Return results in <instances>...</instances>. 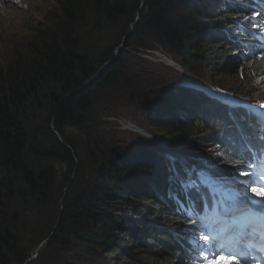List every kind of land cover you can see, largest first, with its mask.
Segmentation results:
<instances>
[{
	"label": "trees",
	"instance_id": "1",
	"mask_svg": "<svg viewBox=\"0 0 264 264\" xmlns=\"http://www.w3.org/2000/svg\"><path fill=\"white\" fill-rule=\"evenodd\" d=\"M251 1L56 0L54 9L47 14L48 21L36 23L23 50L4 64L0 63V264H24L46 241L35 260L27 264L37 263L46 252L63 253L73 239L85 247L111 248L112 253L117 250L126 253L129 246L137 245L146 249L147 264L155 256L164 264H180L183 243L175 236L174 229L192 226L181 214L192 210L197 202L194 206L183 202L185 191L190 188L185 190L182 186L184 173L179 167H175L179 175H171L169 170L154 166L138 148L108 150L93 134L87 133L84 151L87 159L96 164L97 181L88 189L79 190L69 203L65 201L67 196L59 191L56 171L45 162L64 164L67 176L63 187L67 191L77 188L71 180L79 172L80 153L76 138L67 130L82 129L90 121L93 109H98L97 101L94 103L95 91L108 92L125 78L120 73L122 52L95 81L86 87L84 84L113 60L123 41L126 49L151 50L153 45H158L175 53L182 39L168 20L173 4L195 19L204 20L203 24L193 22L192 33L186 40L203 37L206 47H212L218 40L228 51L246 50L248 74L264 76V53L242 44L240 39L245 36H241L242 25L236 22ZM222 8L236 17L226 18V28L212 35L218 30L217 25H210L211 16ZM132 27L133 33L125 39ZM192 59L200 58L192 56ZM182 62L179 64L185 68ZM194 90L198 94L196 98L210 100L203 90L196 87ZM180 93L172 88L164 98L150 100L144 96L141 106L147 111L150 126L160 129L165 138L172 139L170 146L186 156L201 159L207 155V143L211 150L226 147L227 142L220 141L219 133L217 139L196 138L199 145L193 142L194 126H188L189 118L193 117L197 123L207 118V114L198 104L184 105ZM238 99L248 102L245 98ZM96 113L97 118L106 116L100 110ZM209 120L217 121V118L210 116ZM241 122L246 126V121ZM243 130L248 143L264 145V131L259 132L256 127ZM229 136L236 145L242 144L235 133ZM159 139L168 142L162 137ZM187 143L188 146L195 144V148L177 147ZM245 147L243 155L232 151L229 155L222 152L219 157L210 156L214 169L204 175H223L227 168L235 172L249 171L247 160L251 150ZM132 194H140L146 203L154 206L153 209L149 205L142 207L148 211L147 219L160 215L162 208L173 211L175 216L169 227L156 224L153 234L150 230L145 234L135 228L129 238H120L118 243L114 233L128 231L129 222L115 213ZM58 202H62L60 209ZM98 225L108 227L107 234L97 232Z\"/></svg>",
	"mask_w": 264,
	"mask_h": 264
},
{
	"label": "rangeland",
	"instance_id": "2",
	"mask_svg": "<svg viewBox=\"0 0 264 264\" xmlns=\"http://www.w3.org/2000/svg\"><path fill=\"white\" fill-rule=\"evenodd\" d=\"M55 3L56 0H0V63L4 64L12 59L17 51L23 50L31 29L36 23L48 21L47 14L54 9ZM171 8L168 20L171 22L174 32L182 39L181 46L175 53H171L167 48L158 45H153L151 50H133L123 47V51H120L122 52L120 73L125 78L117 81L113 89L108 92L95 91L94 103L97 101L95 104L98 109H93L89 117L90 121L82 129L69 128L67 130L70 135L76 138L80 153L79 172L71 180L72 186L77 188L67 191L63 187L64 179L67 176V169L64 164L45 162L56 171L59 191L61 190L67 196L66 202L70 203L79 190L88 189L97 181L96 164L87 159L84 151L87 133L93 134L98 140L97 142H101L102 146L108 150L126 151L131 146L138 148L139 152L146 155L154 166L158 169L169 170L171 175H179L175 167L182 170L181 166H183L184 171L191 166V176L183 172L184 176L181 182L184 188H188V186L190 188L187 195H184V203H191V195L197 192L198 198H202L205 193H208L213 198L219 199L220 195L234 191L248 197L251 195L250 187L252 185L250 186V182L247 183L250 181V175L246 172H235L227 168L224 169L223 175L216 177L207 176L204 173L211 174L213 172L214 168L211 164L214 165V163L212 159H208L210 156L212 158L219 157L222 152L229 155L231 145H236L230 142L229 134L235 133L237 139L242 142V144H237V149H245L247 146L251 151L263 150L259 144L248 143L247 133L243 128L247 127L251 131L255 122L260 128L259 132L264 131V123L261 122L263 116L257 115H264V76L248 74L249 63L247 64L246 61L248 56L246 50L231 48L228 51V47L225 44L220 45L218 40L214 41L212 47H206L204 40H202L203 37L192 38L191 41L186 40L187 36L192 33L193 22L203 24L204 20L202 18L195 19L193 15L188 14L175 4ZM211 17L210 25H217L214 27L218 30L216 33L213 32L212 35H214L226 28V18L234 19L236 16L228 9L222 8ZM236 22L242 25V33H245H241V36H245V38L241 37L240 39L243 41L242 44L249 45L251 48L261 46L260 49L264 50V0L251 1L248 10L236 19ZM209 35L207 34L206 38H209ZM252 39H255L254 43L250 42ZM155 54H160L171 60L181 68V71L166 66L161 59L155 58ZM118 55L119 52L117 57ZM192 56H198L200 59L195 61ZM181 62L185 63V68L179 64ZM125 79L128 80L125 81ZM195 87L204 90L210 100L204 99L202 101L200 100L202 97L196 98L198 94L194 90ZM172 88L181 91L184 105L190 107L198 104L207 114V118L203 117L202 121L197 123L193 117L189 118L188 126H194L191 133L193 142L201 139L209 141L213 138L217 139V133H219L220 141L227 142L226 147L222 145L218 149L211 150L209 143H207L205 152L209 157L207 155L202 157L201 155L202 158L197 159L196 156H186L170 146V143L173 142L172 139L165 138L160 129L150 126L147 111H144L141 106L142 99L144 96L150 100L164 98L166 92ZM238 98H245L248 102ZM231 103L243 107L238 106L235 107L236 111H229L227 108L232 109L233 107ZM98 110L105 112L106 116L97 118L96 112ZM208 116L217 118V121H210ZM241 121H246V126L241 125ZM161 137L168 142L159 139ZM195 144L199 145L200 141ZM195 144L189 143V147L187 143L177 147H181L180 149L195 148ZM199 164L209 167L205 169L203 166L199 167ZM126 200L127 202H123L118 213H115L116 217H121L129 222V229L128 227L126 229L128 231L114 233L118 243L120 238H129L135 228L145 234L150 230V234H153V228L156 224L168 225L167 227H169L175 216L173 211H163L164 208H162V215L160 214L153 219L150 218L151 213L148 217L150 219H147L148 211L142 207L149 205L150 209H153L154 206L151 203H146L140 194L136 196L132 194ZM61 203H57L59 209ZM181 216H185V214H181ZM95 229L103 234L108 232V227L105 225H98ZM170 231H173L172 228ZM174 234L181 241L192 240V235H188L189 232L185 228L179 231L174 229ZM146 236L150 237L149 235ZM144 237L145 235L142 239L143 245L146 241ZM182 249L183 255L180 258V260L182 259L180 264H191L188 259L186 260V248ZM203 249L205 248L203 247ZM110 251L111 248L85 247L73 239L69 248L63 253L60 254L58 251L46 252L40 261L34 264H147L145 263L147 259L146 249L139 248L137 245L129 246L126 253L122 250L113 253ZM33 260L35 259L33 258ZM212 261L214 260L201 256L198 263L213 264ZM149 264L164 263L160 261L158 256H155Z\"/></svg>",
	"mask_w": 264,
	"mask_h": 264
},
{
	"label": "snow or ice",
	"instance_id": "3",
	"mask_svg": "<svg viewBox=\"0 0 264 264\" xmlns=\"http://www.w3.org/2000/svg\"><path fill=\"white\" fill-rule=\"evenodd\" d=\"M255 184V181H250V186ZM250 191L264 198V188L252 186L250 187ZM198 241H202L204 248L215 252L218 258L213 261V264H242L241 257L245 256V253L230 248L226 241L217 239L215 236H210L207 231H204L203 235L198 237Z\"/></svg>",
	"mask_w": 264,
	"mask_h": 264
},
{
	"label": "water",
	"instance_id": "4",
	"mask_svg": "<svg viewBox=\"0 0 264 264\" xmlns=\"http://www.w3.org/2000/svg\"><path fill=\"white\" fill-rule=\"evenodd\" d=\"M136 20H137V19H136ZM132 33H133V30L131 29V31L128 33V35L125 37V39H126L128 36H130ZM123 47H124V41H123V43L117 48L113 60L109 61V62L106 63L104 66H102V68L98 71V73H97V74H96V75H95L90 81H88V82H86V83L84 84V87L90 85L93 81H95V80L101 75V72H102V70H103L104 68H106V67H110V66H112V65L116 62V60H117V53L120 52V51H123ZM170 62H171V64H173V65L176 66L177 70L181 71V68H180L177 64L173 63L172 61H170ZM231 104H233V103H231ZM233 105H235V104H233ZM45 243H46V241H43V242L39 245V247L35 250L34 254H33V255H32V256H31V257H30V258H29L24 264L29 263L33 258H35L36 255H37V253L39 252V250L43 247V245H44Z\"/></svg>",
	"mask_w": 264,
	"mask_h": 264
},
{
	"label": "bare ground",
	"instance_id": "5",
	"mask_svg": "<svg viewBox=\"0 0 264 264\" xmlns=\"http://www.w3.org/2000/svg\"><path fill=\"white\" fill-rule=\"evenodd\" d=\"M154 56H155V58H159V59H161L162 62H163L166 66H168V67H170V68H172V69L177 70L176 66L173 65V64H171V62H170L171 60L167 59L166 57H164V56H162V55H160V54H155ZM177 71H178V70H177Z\"/></svg>",
	"mask_w": 264,
	"mask_h": 264
}]
</instances>
